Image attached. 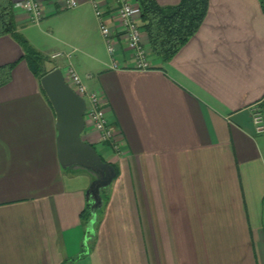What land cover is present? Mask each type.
<instances>
[{
    "label": "crops",
    "instance_id": "obj_1",
    "mask_svg": "<svg viewBox=\"0 0 264 264\" xmlns=\"http://www.w3.org/2000/svg\"><path fill=\"white\" fill-rule=\"evenodd\" d=\"M92 1L62 10L48 0L39 24L14 9L33 47L49 56L74 49L77 71L104 94L122 153L89 123L82 137L116 176L91 225L94 177L61 166L55 109L18 63L0 87V264H264V132L253 123L255 109L264 115L261 1L209 0L198 32L167 62L142 28L147 70L135 69L115 19L112 67ZM96 1L115 13L114 0ZM22 54L0 37V66ZM50 63L47 71L67 69L66 59Z\"/></svg>",
    "mask_w": 264,
    "mask_h": 264
},
{
    "label": "built area",
    "instance_id": "obj_2",
    "mask_svg": "<svg viewBox=\"0 0 264 264\" xmlns=\"http://www.w3.org/2000/svg\"><path fill=\"white\" fill-rule=\"evenodd\" d=\"M48 0H16L14 7L21 8L30 16L33 23L39 24L45 14V2ZM59 9L72 10L81 5V0H52ZM116 11L113 15L102 9L100 3L93 0L96 16L100 23L102 35L107 44L108 52L112 57V67L119 68L120 63L116 59L119 49L116 32L109 26L111 19H115L120 32L126 37V44L132 51V58L137 70L151 68L149 52L144 43V32L141 24V9L136 0H114ZM71 58L72 53L67 55L57 52L51 55L55 60L61 57ZM65 78L74 90L84 98L86 102V123H89L99 133L101 140L110 145L117 153H122L124 137L122 132L110 121L106 110V98L99 91H90L83 78L72 67H67ZM253 123L258 133L264 132V115L259 109L253 113ZM87 126V124H86Z\"/></svg>",
    "mask_w": 264,
    "mask_h": 264
},
{
    "label": "trees",
    "instance_id": "obj_3",
    "mask_svg": "<svg viewBox=\"0 0 264 264\" xmlns=\"http://www.w3.org/2000/svg\"><path fill=\"white\" fill-rule=\"evenodd\" d=\"M136 1L141 9V26L148 34L152 53L162 62L171 60L198 32L209 5V0H181L174 6H162L157 0ZM260 1L264 10V0ZM14 8L13 0H0V37L11 36L22 47L23 54L17 61L0 66V87L12 80L13 69L22 60L27 62L40 83L41 78L49 72L45 55L18 32ZM85 217L90 219L91 211Z\"/></svg>",
    "mask_w": 264,
    "mask_h": 264
},
{
    "label": "water",
    "instance_id": "obj_4",
    "mask_svg": "<svg viewBox=\"0 0 264 264\" xmlns=\"http://www.w3.org/2000/svg\"><path fill=\"white\" fill-rule=\"evenodd\" d=\"M41 86L56 112L58 130V157L65 169L88 171L94 180L87 192L94 201L93 225L96 210L102 205L101 190L108 187L116 176L114 166L106 162L97 149L86 142L82 134L86 129V102L67 82L63 71L54 68L41 78Z\"/></svg>",
    "mask_w": 264,
    "mask_h": 264
},
{
    "label": "rangeland",
    "instance_id": "obj_5",
    "mask_svg": "<svg viewBox=\"0 0 264 264\" xmlns=\"http://www.w3.org/2000/svg\"><path fill=\"white\" fill-rule=\"evenodd\" d=\"M52 44H55V42H53ZM73 50L74 49H72V50H70V51H68V52H64V51H60L61 53H63V54H65V55H67V54H69V53H72L73 52ZM51 55L52 54H50V56H49V54H46L45 55V57L47 58V61H46V63H47V65H49V64H51L50 62H51ZM61 58H63V59H66L67 60V64H66V67H72V68H74L75 69V71L83 78V80H84V82H85V84L87 83L85 80H87L88 81V79L87 78H90L91 77V74L90 75H83V74H81L80 72H78L77 71V69H76V67H75V65H74V63L72 62V60H71V58H68V57H61ZM65 68H63V70H64ZM64 74L66 75L67 74V72H66V70H64ZM87 85V84H86ZM87 87H88V89L90 90V91H97V90H94V89H91V88H89V86L87 85Z\"/></svg>",
    "mask_w": 264,
    "mask_h": 264
}]
</instances>
